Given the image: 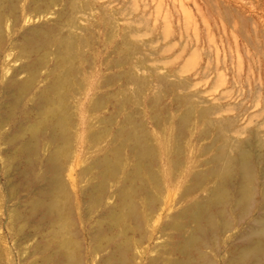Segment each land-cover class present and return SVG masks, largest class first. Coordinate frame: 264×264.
Returning a JSON list of instances; mask_svg holds the SVG:
<instances>
[{"label":"bare ground","instance_id":"1","mask_svg":"<svg viewBox=\"0 0 264 264\" xmlns=\"http://www.w3.org/2000/svg\"><path fill=\"white\" fill-rule=\"evenodd\" d=\"M82 7L81 0H0V56L5 53L7 22L14 27L23 19L55 15L52 24L25 30L12 43L21 58L33 59L19 67L26 74L23 81L10 79L4 86L12 96L11 102H5L13 109L31 93L36 98L32 107L36 119L25 120L28 112L23 110L20 121L14 122L11 142L8 139L20 165L16 181L8 186L10 202L15 201L9 218L24 227L30 223L33 231L28 232L40 237L27 255L29 264H264V204L255 207L253 199L256 175L250 145L229 157L225 145H220L206 161L205 171L197 172L194 166L186 167L183 158L192 104L175 122L162 121L157 114L150 117L156 129L169 127L164 151L153 146L134 113H127L118 124L128 105L127 100L117 98L120 90L106 95L94 91L114 88L120 82L122 87L137 83L132 72L136 66L125 54L106 69L127 65L123 73L89 82L90 59L84 60L85 72L76 62L90 43L75 31H84L77 25ZM39 83L43 85L36 92ZM107 104L108 116H98ZM76 106H88L93 116L78 124ZM9 111L0 120L1 128L15 119L16 111ZM199 113L198 121L206 120L207 111ZM172 123L176 127L171 130ZM80 124L86 129L87 150L94 155L89 162L81 161L83 167L74 177L71 165ZM207 131L201 134L208 135ZM223 135L218 133L217 140ZM41 151L47 153L44 158ZM19 193H25L24 201ZM75 213L80 232L75 228ZM236 226L240 231L235 232ZM19 255L21 259L25 254ZM9 256L8 264H14L11 249Z\"/></svg>","mask_w":264,"mask_h":264},{"label":"rangeland","instance_id":"2","mask_svg":"<svg viewBox=\"0 0 264 264\" xmlns=\"http://www.w3.org/2000/svg\"><path fill=\"white\" fill-rule=\"evenodd\" d=\"M81 2L83 7L82 12L77 15V25L84 31H75L80 33V36L89 38L90 43L84 51L82 49L84 53L82 60L77 59L76 62L85 72L87 67L85 61L90 59L92 69L89 70L91 73L89 82L103 81L112 73H123L127 65L112 70L106 69L112 60H118L125 54H129L130 63L136 66L132 68V72L138 79L137 83L122 87L120 85L123 83L120 82L114 88L94 91L106 95L115 88L117 92L120 90L117 98H121V101L127 100L128 105L127 109L120 113L118 124L127 113H134V117L145 125L153 146L159 151H164L168 148V139L164 133L169 127L162 125L158 130L153 126L151 118L157 114L162 121L170 118L175 122L181 112L186 111L192 104L193 120L183 139L185 166H194L195 171L203 172L205 167L207 168L206 161L216 154L220 145H225L228 157L238 152L239 148L250 145L256 175L253 199L255 207L264 204V0H81ZM55 9L58 10V7ZM48 16L51 14L41 18L23 19L14 27L11 22L5 24L3 41L5 53L0 56V120L11 114L7 112L11 105L5 101L11 102L9 99L10 97L12 99V96L4 86L10 79L23 81L26 74L19 67L33 59L21 58L18 50L15 47L11 48L12 43L16 44L25 30L35 26L42 27L49 22L52 24L55 15L51 18ZM4 71L7 73L6 76ZM44 73L42 71L41 78L44 77ZM42 85L39 83L35 91L37 92ZM92 93L91 91L90 98L93 97ZM31 98L32 93L19 106L17 105L16 109L11 108L13 110L9 112L16 111L13 112L15 119L5 128L0 127V264H8L9 249L14 264H29L31 259H27V255L40 238L37 235L34 238L33 233H29L33 231L30 223L24 227L22 224L12 223L9 218L15 201L10 202L8 186L16 181L17 178L14 177H17L16 173L20 168L14 146L12 143L10 146L9 142L16 130L14 122L20 121L19 118L25 113L23 110L28 112L25 113V116H28L25 120L36 119L35 109L32 108L36 98L30 101ZM28 103L32 106H28ZM109 106L107 104V107L97 115L108 116L111 110ZM74 110L75 121L78 124L83 119L93 116L88 106H76ZM201 110L207 111V118L199 122ZM32 115H35V118ZM174 127L175 124L170 127L171 130ZM205 131L208 135L203 136L201 133ZM220 132L224 135L221 140H217L216 135ZM88 145L86 129L80 124L74 142L71 165L74 177L83 167L81 161L85 159V162H89L94 155L87 150ZM46 154L41 151L40 155L44 158ZM160 169L166 170L165 165L161 163ZM165 173L167 171L163 174ZM24 194H18L21 201L25 200ZM199 196L205 197V193ZM80 206L83 209V203H80ZM253 213L258 212L254 210ZM231 217L236 220L234 214ZM74 220L77 224L75 228L80 232L81 225L76 213ZM237 231L240 230L236 226L235 232ZM22 237L25 240H22ZM21 240L25 244L19 243ZM22 249L26 251L23 252ZM20 253L25 254L21 259Z\"/></svg>","mask_w":264,"mask_h":264}]
</instances>
